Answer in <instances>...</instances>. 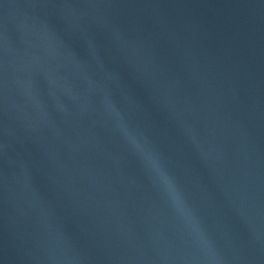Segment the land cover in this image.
<instances>
[{
  "label": "water",
  "instance_id": "95a60500",
  "mask_svg": "<svg viewBox=\"0 0 264 264\" xmlns=\"http://www.w3.org/2000/svg\"><path fill=\"white\" fill-rule=\"evenodd\" d=\"M0 264H264V0H0Z\"/></svg>",
  "mask_w": 264,
  "mask_h": 264
},
{
  "label": "clouds",
  "instance_id": "9594fccd",
  "mask_svg": "<svg viewBox=\"0 0 264 264\" xmlns=\"http://www.w3.org/2000/svg\"><path fill=\"white\" fill-rule=\"evenodd\" d=\"M158 180L160 182V186L162 190L167 194L172 196L173 199H179V191L175 187L171 177L168 175L166 171L163 170L162 167L156 165Z\"/></svg>",
  "mask_w": 264,
  "mask_h": 264
}]
</instances>
